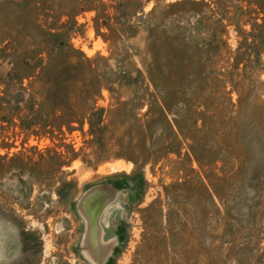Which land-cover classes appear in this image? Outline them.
Returning a JSON list of instances; mask_svg holds the SVG:
<instances>
[{
	"label": "rangeland",
	"instance_id": "obj_1",
	"mask_svg": "<svg viewBox=\"0 0 264 264\" xmlns=\"http://www.w3.org/2000/svg\"><path fill=\"white\" fill-rule=\"evenodd\" d=\"M173 1L0 0V79L12 58L38 64L23 79L38 117L58 66L80 90L54 96L66 109L101 83L95 135L0 120V264H264V34L224 35L225 19ZM109 179L92 255L78 199Z\"/></svg>",
	"mask_w": 264,
	"mask_h": 264
},
{
	"label": "trees",
	"instance_id": "obj_2",
	"mask_svg": "<svg viewBox=\"0 0 264 264\" xmlns=\"http://www.w3.org/2000/svg\"><path fill=\"white\" fill-rule=\"evenodd\" d=\"M177 3L199 5L201 6V14L205 11L217 14L216 22L225 19V23L220 24L222 34L224 35H226L225 25L231 26L235 34L243 38L250 37L253 40H260L264 34V0H175L170 4ZM190 11H193V9ZM241 21L242 23L248 24V30L238 25ZM3 49H6L4 43L0 44V51ZM12 50L16 51L13 48ZM50 50L51 48L42 49L38 53L44 52L45 55H48ZM60 52L61 48L53 51L56 54ZM38 60L40 61L42 58L38 56ZM9 63V69L4 72L3 77L0 79L2 85L0 87V120L12 121L16 119L19 128L22 130H29L32 133H47L51 136H53V131H59L62 125L69 127L72 123L80 124L83 120H86L88 133L92 135L96 134V130L99 127L97 123L101 119L99 115L100 109L96 108L93 102L101 87L100 82L95 80L97 82L92 84L93 88L90 89V96L87 97L92 102L90 105L83 106L81 110L66 109L65 106L67 104L63 106L60 102H57L60 98L55 100L56 98L54 96L59 92L63 94L64 103L77 101L81 100L79 96L80 90L77 88H73L72 90L69 87L68 78L63 76L65 67L58 66L57 72L60 74L59 81L54 85L48 84V87L44 90L52 98L51 104H49L50 110L47 117H38L35 106L39 102L36 94H31L27 90L28 85L23 83V79H27L30 74L32 75L29 72L31 66H37L38 64L33 65V63H28L21 59V57L12 58ZM46 64H41V67H46ZM154 94L157 96L158 93L154 92ZM160 95L159 97L165 96V92H162ZM70 154L72 156L74 152L71 151Z\"/></svg>",
	"mask_w": 264,
	"mask_h": 264
},
{
	"label": "flooded vegetation",
	"instance_id": "obj_3",
	"mask_svg": "<svg viewBox=\"0 0 264 264\" xmlns=\"http://www.w3.org/2000/svg\"><path fill=\"white\" fill-rule=\"evenodd\" d=\"M115 188L114 181L112 179L101 181L100 185L90 187L80 195L78 199L79 212L81 214V236L84 239V243L91 246L86 251L94 255L92 247L104 246V242L109 235H107V229L110 227L112 221L111 218L108 222H104L101 219V213L112 200V191ZM104 255V252L101 253Z\"/></svg>",
	"mask_w": 264,
	"mask_h": 264
},
{
	"label": "bare ground",
	"instance_id": "obj_4",
	"mask_svg": "<svg viewBox=\"0 0 264 264\" xmlns=\"http://www.w3.org/2000/svg\"><path fill=\"white\" fill-rule=\"evenodd\" d=\"M116 164H117V163H116ZM116 164H115V165H116ZM115 165H113L114 168H115ZM110 167H111V166H110ZM111 168H112V167H111ZM116 169H117V168H116Z\"/></svg>",
	"mask_w": 264,
	"mask_h": 264
}]
</instances>
